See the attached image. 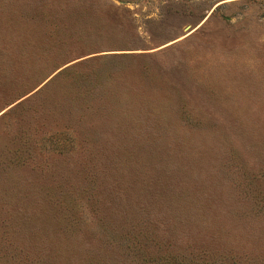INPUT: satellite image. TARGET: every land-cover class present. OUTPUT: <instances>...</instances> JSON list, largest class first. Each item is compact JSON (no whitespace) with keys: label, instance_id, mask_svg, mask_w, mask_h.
<instances>
[{"label":"rangeland","instance_id":"obj_1","mask_svg":"<svg viewBox=\"0 0 264 264\" xmlns=\"http://www.w3.org/2000/svg\"><path fill=\"white\" fill-rule=\"evenodd\" d=\"M0 264H264V0H0Z\"/></svg>","mask_w":264,"mask_h":264}]
</instances>
